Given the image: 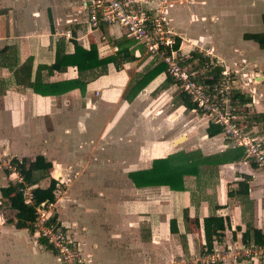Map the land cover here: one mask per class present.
Instances as JSON below:
<instances>
[{"label": "crops", "instance_id": "0c3cea01", "mask_svg": "<svg viewBox=\"0 0 264 264\" xmlns=\"http://www.w3.org/2000/svg\"><path fill=\"white\" fill-rule=\"evenodd\" d=\"M84 1L0 0V187L17 176L11 159L32 160L42 155L51 162L57 188L62 185L64 189L61 196L55 194L52 208L59 224L76 242L83 264H182L192 251L194 238L204 244L201 223L208 216L228 222L220 244L241 243L246 226L264 234V170L241 157L231 160L234 153L228 150L230 144L221 132L208 136L206 119L189 109L187 115L180 100L174 101L175 86L165 83V72L131 101L124 100L139 76L155 66L142 48L128 45L132 61L118 59L117 67L108 63L103 71L86 73L83 94L73 89L41 96L29 87L36 67L53 63L56 46L66 55L73 52L74 42L85 50L93 46L98 59L111 57L127 46L122 42L130 40L123 32L87 23ZM164 3L158 17L179 40L182 54L209 55L218 66L239 76L241 83L249 84L251 104L247 107L255 102L259 109L238 110L237 123L264 150V80L253 72L259 66L257 52L263 32H256L258 24L250 23L259 19L264 26V0ZM227 20L236 26L241 23L240 29L234 28L239 30L237 40L227 36ZM246 69L250 79L245 81ZM77 76L75 67H67L51 75L42 72L40 80L50 84ZM255 77L262 80L251 85L249 81ZM163 97L165 101L160 99ZM150 109L151 115L159 117L149 122L146 113ZM182 113L185 122L173 121ZM253 113L258 118L251 117ZM170 115L174 119L168 124L164 118L168 120ZM180 136L185 138L173 144ZM154 148L159 155L151 158L157 153ZM220 153L222 162L217 160ZM173 155H180L183 161L171 168L191 166L180 177L181 189L138 187L130 180L129 174L148 170L153 161ZM103 173L117 179V197H112L115 189H97L95 195L82 197L90 190H85L88 183L82 181L101 178L98 175ZM244 190L246 195H242ZM90 217L92 222L87 221ZM171 219L175 234L168 229ZM193 219L198 221L197 228ZM8 220L14 221L13 213L0 202V264H61L35 235L15 229Z\"/></svg>", "mask_w": 264, "mask_h": 264}, {"label": "built area", "instance_id": "2783aa9c", "mask_svg": "<svg viewBox=\"0 0 264 264\" xmlns=\"http://www.w3.org/2000/svg\"><path fill=\"white\" fill-rule=\"evenodd\" d=\"M151 5H154V8H149ZM164 5V0H85L84 10L87 23L91 27L101 26L123 32L135 46L143 49L154 65L163 64L166 77L173 81L179 93L186 97L190 112L200 114L208 124L219 128L224 140L230 144L228 150L234 153L236 161L241 157L256 168L264 170V150L259 148L257 141L249 137L236 121L238 108L231 100L236 89L232 88L234 81L227 76L228 69L214 66L222 68L219 77L214 80L204 74L199 76L183 65L191 59V55L182 54L179 44L175 47V35L164 24L163 19L158 17V10ZM65 37L69 38V34L66 33ZM208 56L202 57L207 59ZM206 64L203 68L207 69ZM221 154L219 158L222 162ZM14 180L20 182L18 176ZM30 189L23 188L21 191L26 202L30 201ZM52 206L47 205V210L36 209L37 218L32 225V235L43 239L53 249L61 264H83L78 246L68 232L54 225L45 226L44 223L50 216L49 207ZM201 255V263L224 264L230 260L234 263L263 264L264 247L251 243L242 245L240 242H234L225 245L214 242L210 252Z\"/></svg>", "mask_w": 264, "mask_h": 264}, {"label": "trees", "instance_id": "16d2710c", "mask_svg": "<svg viewBox=\"0 0 264 264\" xmlns=\"http://www.w3.org/2000/svg\"><path fill=\"white\" fill-rule=\"evenodd\" d=\"M261 40H264V33L261 34ZM132 41L122 42V44H126L127 46H123L118 49L113 56L98 59L96 49L93 46H90L88 50L81 48L79 42H74L73 44V52L71 54H64L61 50L56 46L54 61L49 66L40 65L36 67L35 77L32 83L29 84V87L33 90L35 94L41 96H54L59 95L65 92H68L73 89H78L81 94L84 93L85 89V74L88 72H92L95 69H99V71L105 70V67L108 63H112L114 65L118 64V59L122 61H132V52L127 50L128 45H131ZM179 44V40H175V47ZM260 49L264 50V44H260ZM205 60L199 54L197 56L195 54H191V59ZM67 67H75L78 76L75 80L56 82V83H45L40 80V74L42 72H46V75H51L53 72H62ZM165 72V66L161 63L156 64L151 69L144 72L139 76L138 80L134 82L131 88L128 90V94L124 95V100L131 101L132 98L142 90L152 79H154L161 72ZM222 71V68L215 67L205 72V76H211L214 80L217 79ZM166 84H174L173 81L165 78ZM179 100L183 106H188L186 97L182 94H179ZM231 100L233 104H243L247 101L245 95L240 94L238 91H233V95ZM247 103V102H246ZM206 134L216 135L220 132L217 126L212 124H208L206 128ZM169 157V156H168ZM167 157V158H168ZM231 160H235V155L230 158ZM217 160L220 162V158L217 155ZM183 160L181 159L180 164ZM192 163V162H191ZM10 165L13 168V171L20 178V182H16L15 180L9 181L5 186L0 187V202L1 206L9 209L13 213V220H8L9 223L13 222V226L15 229H26L30 235L33 234L34 229L32 228L33 223L36 221V209H43L47 205L55 203V192L57 190L58 180L51 176V162L47 161L42 155H35L32 160L21 158L11 159ZM173 165H169L166 162L164 166H153L148 170L142 171L138 174L131 175L129 174L130 180L134 183L135 186H167L169 189L182 188V183L180 181V177L183 173H185L186 167H191L190 165H183L181 167L171 168ZM171 166V167H170ZM50 175V179L48 181V185L45 188H38L36 186L39 180L44 178L43 176ZM137 175V176H136ZM40 176V177H39ZM178 181V182H177ZM180 182V183H179ZM243 182H239V185L242 186ZM23 188H31L30 189V201L26 202L23 194ZM246 195V190H244V194ZM7 206V207H6ZM184 217L187 222V218L184 213ZM194 228H197L198 221L193 219L191 221ZM45 226H56L63 227L57 221V214L53 211L50 216L45 221ZM226 227H229L228 222L223 220L221 217L216 216H208L202 219L201 228L203 232V254L209 253L212 249V244L214 242H220L222 233ZM168 229L170 234H175L176 227L175 221L173 219L168 221ZM65 230V229H64ZM38 243H40L46 250L50 251L54 254L53 249L45 243V241L41 238L37 239ZM241 243L242 245H247L249 243L264 247V234H262L259 230L246 226V229L241 235ZM205 250V252H204ZM55 255V254H54ZM262 263L264 264V258L262 259Z\"/></svg>", "mask_w": 264, "mask_h": 264}, {"label": "rangeland", "instance_id": "374dc122", "mask_svg": "<svg viewBox=\"0 0 264 264\" xmlns=\"http://www.w3.org/2000/svg\"><path fill=\"white\" fill-rule=\"evenodd\" d=\"M250 23L251 24H254L255 25V27H256V25L258 24V27L259 28H257L256 29V32H263L264 33V26H261L262 24H261V22H259V19H258V23H257V21L255 22L254 20H250ZM225 24L226 25H228L227 26V29L229 28V31H228V34H227V36H229V37H233V36H236V40L239 38V30H235L234 28H236V29H240V27H241V23H239V25L238 26H236L237 24L235 23V22H231V21H229V20H227L226 22H225ZM261 40V39H260ZM261 42L264 44V40H261ZM132 44H133V42H131ZM142 51H143V49H142ZM144 52V51H143ZM223 52H225V53H227V50H223ZM258 61L257 62H259V66L258 67H255V69L256 70H253V72H256L257 71V73L259 74V75H262L263 76V80H264V50H259L258 52ZM197 56V55H196ZM204 58V57H203ZM205 59V58H204ZM207 64H206V61L205 60H199L198 59V57H196L195 59H192V60H188V61H185L184 63H183V65H186L187 66V68L188 69H190L191 71H195L196 72V74L197 75H205V72H208L209 70H211L212 68H215L214 66H218L215 62H214V60L212 59V57H210V58H208L207 57ZM202 63H204L203 65H202ZM207 65V69L206 68H203V66L204 65ZM202 65V67H200ZM229 72V74L227 75L228 76V78H230L232 81H234V84H232V88H234V89H236V91H238V92H243V95H245V97L247 98V103L246 102H244L243 104H239V106H238V110H239V112L241 113V112H243V113H246V112H254V111H256V110H258L259 109V106H257L256 105V103L255 102H252V104H253V106L251 107H247V104H251V98L249 97V94L247 93V90H248V88L249 87H247V85H249V84H243V83H241L240 82V80H239V76L237 77V75L236 74H234V73H232V72H230V71H228ZM240 74V73H239ZM248 74H250V71H248L247 69L245 70V75H248ZM244 79H245V81L247 80V79H250V77H249V75H248V77H244ZM249 83L252 85V84H257L258 82H252V80L251 81H249ZM263 83V82H262ZM262 83H260V84H262ZM264 84V83H263ZM175 88V89H174ZM173 88V92H174V94H173V98H174V101H176V100H178L179 99V91H178V89L176 88V87H174ZM262 89H264V85H261V90ZM258 93H259V91H257ZM255 94H256V92H255ZM167 97V96H166ZM162 101H165V97H163V98H160ZM167 100V99H166ZM169 100H171L170 98H169ZM173 101V102H174ZM173 102L171 101V103L173 104ZM255 104V105H254ZM240 105H241V107H240ZM242 105H246V107H244V106H242ZM262 106L261 107H263L264 108V104H261ZM183 108H184V111H185V113L187 114V115H189V111H188V106H182ZM151 109H150V112L149 113H146V115H148V117H149V122H150V120H155L156 119V117H159V116H153V115H151ZM185 113H182L181 114V116H180V118H176L175 120H173L174 119V116L173 115H170L169 117H168V120L167 119H165L164 118V120H165V122L166 123H172V120L173 121H175L176 123H178L179 124V122L180 123H183V122H185V121H183L184 119H183V117L185 118ZM200 115V114H199ZM258 116L259 115H256V114H254L253 113V115H251V117H254V118H258ZM262 118V117H261ZM180 119V120H179ZM259 119H260V117H259ZM238 120H239V116H237L236 117V121L238 122ZM155 150H156V148H154ZM156 155H150L151 156V158L153 157V156H157V155H159V151L158 150H156ZM150 158V159H151ZM105 175H109V173H103V174H101V175H98V176H100L101 178H96V179H91V180H89V179H86V180H83L82 182H83V184H86V183H88V185H85V186H83V187H85V190H87V188H90V190H87V192H84L83 194H82V197H83V195H95L96 194V192H95V190H97V189H100V190H102L103 192H104V190L105 191H108L109 189H115V194H113L112 195V197H114L115 195V198L117 197V192H116V190H117V187L115 188V186L118 184V181H117V179H112V178H107V177H105ZM51 176H53L55 179H57V175L55 176V174H53V173H51ZM40 177V176H39ZM44 178H42V180H39L38 182H37V187L38 188H44L45 187V184H46V181H47V185H48V181H49V179H50V175H45V176H43ZM78 181H80V180H78ZM69 182L70 181H67V183H66V186L69 184ZM117 182V183H116ZM91 183V184H90ZM59 184V183H58ZM82 184V185H83ZM121 184V183H120ZM63 186L62 185H59V188H57V190H56V192H55V194H57L56 196H61V193H62V191L64 190L63 188H62ZM75 189H76V186L74 185L72 188H71V194H73L74 193V191H75ZM85 199V201H86V199H88V198H84ZM89 201V200H88ZM48 209V207L47 208H45V210H47ZM49 211H50V214L54 211L53 210V208L51 207H49ZM69 214H72L71 212H69ZM77 216V215H76ZM94 219L93 218H91L90 217V219H87V221H93ZM183 222V221H182ZM183 223H185V222H183ZM184 227H185V224H184ZM191 228H192V226H191ZM231 242H232V240H230ZM202 247H203V245L201 244V242H200V240H196L195 238H194V241H193V248H192V251L190 252V254H189V256H191V257H189L188 255V257L186 256V260H184L183 262H182V264H209V263H201V259H202V255H201V253L203 252V249H202ZM169 249V248H168ZM191 254H193V255H191ZM233 263L232 261H226L224 264H229V263ZM217 264H219V263H217ZM223 264V263H222Z\"/></svg>", "mask_w": 264, "mask_h": 264}, {"label": "water", "instance_id": "95a60500", "mask_svg": "<svg viewBox=\"0 0 264 264\" xmlns=\"http://www.w3.org/2000/svg\"><path fill=\"white\" fill-rule=\"evenodd\" d=\"M261 80H262L261 77H255L253 79V82H260ZM184 138H185V136H180L179 138H177L173 142V144H175L176 142H180V140H183ZM180 160H181L180 155H173V156H169L166 159L153 161V166H155V167H157V166H164V165H166V162L169 165H172V164H176V163L180 162Z\"/></svg>", "mask_w": 264, "mask_h": 264}, {"label": "bare ground", "instance_id": "6f19581e", "mask_svg": "<svg viewBox=\"0 0 264 264\" xmlns=\"http://www.w3.org/2000/svg\"><path fill=\"white\" fill-rule=\"evenodd\" d=\"M182 140H180V142H181ZM177 143H179V142H176L175 144H177Z\"/></svg>", "mask_w": 264, "mask_h": 264}]
</instances>
